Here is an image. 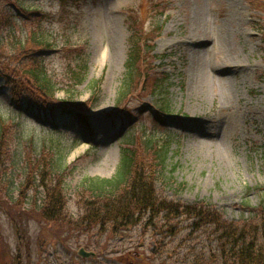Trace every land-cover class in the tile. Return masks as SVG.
Wrapping results in <instances>:
<instances>
[{"label":"rangeland","instance_id":"1","mask_svg":"<svg viewBox=\"0 0 264 264\" xmlns=\"http://www.w3.org/2000/svg\"><path fill=\"white\" fill-rule=\"evenodd\" d=\"M263 2L26 0L45 15L40 22L31 16L19 21L18 31L22 35L40 24L55 39L53 50L44 54L57 81L55 95L86 104L91 128H76L59 111L43 121L18 108L0 87V119L21 127L5 174L13 199L26 178L23 154L44 142L58 144L68 211L74 214V191L85 177L115 174L129 130L136 144L144 133L167 142L164 174L172 183L158 184L163 196L184 205L202 201L226 221L256 218L264 206ZM156 25L160 30L148 34L154 38L142 39L150 44L143 50L152 80L164 77L166 89L161 94L148 87L132 91L131 112L117 117L113 111L131 50V27L141 33ZM68 66L81 74L80 80L71 78ZM136 69L143 72L142 63ZM162 102L168 110L159 109ZM180 182L184 186L176 187ZM32 189H23V200L35 195ZM37 190L40 203L44 192ZM12 220L0 210V238L8 252L0 248V264L17 254L22 264H191L192 253L209 255L206 234L187 236L193 222L188 217L173 223L164 218L165 225L142 220L112 237L66 225L56 235L58 227L42 229L33 218L21 227ZM80 246L95 251V257L80 258Z\"/></svg>","mask_w":264,"mask_h":264},{"label":"trees","instance_id":"2","mask_svg":"<svg viewBox=\"0 0 264 264\" xmlns=\"http://www.w3.org/2000/svg\"><path fill=\"white\" fill-rule=\"evenodd\" d=\"M262 9L264 11V4ZM44 15L37 8L28 6L26 0H0V87L18 108L43 121L52 120L53 114L59 111L67 115L76 128L90 131L87 105L76 103L71 95L68 98L55 95L57 81L45 65L44 57L46 52L53 50L55 39L44 33L40 24L22 35L18 31L19 21L27 22L30 16L39 21ZM160 28L156 25L139 33L131 27V50L113 111L117 117L131 112L128 99L132 91L148 87L150 93L161 94L166 89L164 77L152 80L145 56L147 51L143 50L150 45L146 40L154 38L148 34H154ZM78 57L81 58V54ZM141 63L144 71L140 73L136 68ZM77 65L80 67L83 64ZM68 67L71 78L80 80L81 74ZM159 109L168 110V105L162 102ZM132 132L128 130L123 135L127 147L122 149L112 177L82 179L74 191L76 212L73 214L68 211L69 195L66 176L59 163L62 153L58 144L47 147L44 142L38 150L31 149L23 154L21 159L26 164V178L20 185L19 198L13 199L9 192L12 182L5 174L7 161L16 153L13 138L21 133V127L17 122L0 119V210H5L20 227L30 218L40 223L42 229L52 231L58 227L56 235L66 225L67 229L93 236L106 234L112 237L142 220L154 225L156 220L164 218L167 223H173L177 217H188L193 222L187 236L196 239L198 234H206L210 242L209 255L203 257L201 252L192 253L191 264H264V206L256 218L234 222L208 210L209 205L202 201L184 205L168 199L158 190V184L172 183L171 176L164 174L169 153L167 142H160L155 135L144 133L136 144ZM183 186L180 182L176 187ZM40 188L44 194L38 203L36 193ZM23 189L36 190L35 195L25 201L22 198ZM23 238L20 236V241ZM0 248L7 255L1 238ZM180 256L177 253L176 257ZM20 259L21 255L17 254L7 263L22 264Z\"/></svg>","mask_w":264,"mask_h":264},{"label":"water","instance_id":"3","mask_svg":"<svg viewBox=\"0 0 264 264\" xmlns=\"http://www.w3.org/2000/svg\"><path fill=\"white\" fill-rule=\"evenodd\" d=\"M76 254L82 258V259H86V258H90V257H95L96 252L93 250H88L83 246H80L79 248H77L76 250Z\"/></svg>","mask_w":264,"mask_h":264}]
</instances>
